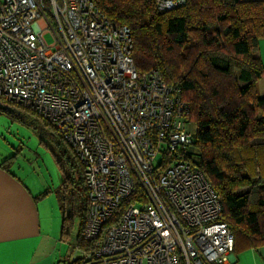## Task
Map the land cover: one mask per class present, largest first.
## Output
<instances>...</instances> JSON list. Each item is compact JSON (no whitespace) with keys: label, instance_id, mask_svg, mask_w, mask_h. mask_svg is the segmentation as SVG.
<instances>
[{"label":"built area","instance_id":"2783aa9c","mask_svg":"<svg viewBox=\"0 0 264 264\" xmlns=\"http://www.w3.org/2000/svg\"><path fill=\"white\" fill-rule=\"evenodd\" d=\"M132 48L92 0H0V98L47 122L82 167V239L99 242L78 264H229L221 197L185 156L189 105Z\"/></svg>","mask_w":264,"mask_h":264},{"label":"trees","instance_id":"16d2710c","mask_svg":"<svg viewBox=\"0 0 264 264\" xmlns=\"http://www.w3.org/2000/svg\"><path fill=\"white\" fill-rule=\"evenodd\" d=\"M92 1L111 22L130 28L138 70L157 69L167 84L180 87L189 105L187 120L196 125L185 156L220 195L234 251L264 245V97L256 90L264 76L256 55L264 37V0H186L163 12L156 0ZM60 139L76 174L64 178L61 191L77 190V246L91 249L99 241L82 239L87 213L82 167ZM63 212L66 236L71 217Z\"/></svg>","mask_w":264,"mask_h":264},{"label":"crops","instance_id":"0c3cea01","mask_svg":"<svg viewBox=\"0 0 264 264\" xmlns=\"http://www.w3.org/2000/svg\"><path fill=\"white\" fill-rule=\"evenodd\" d=\"M256 55L264 64V37L258 41ZM256 90L264 97V76L256 81ZM16 159L15 153L0 159V264H65L63 216L53 209L55 192L61 187L56 189L52 180L39 178L29 163L26 175L30 178L22 177L11 165ZM229 264H264V245L234 251Z\"/></svg>","mask_w":264,"mask_h":264},{"label":"rangeland","instance_id":"374dc122","mask_svg":"<svg viewBox=\"0 0 264 264\" xmlns=\"http://www.w3.org/2000/svg\"><path fill=\"white\" fill-rule=\"evenodd\" d=\"M44 37L48 43L53 41L49 33H46ZM187 129L195 134V123L188 122ZM66 148L59 135L43 123L38 116L0 107V159L15 153L17 159L11 165L22 177L30 178L26 175L29 170L26 163H29L39 178L52 180L56 189L58 186L61 187V182L65 177L74 176L75 179L76 174L72 175L68 164L69 155ZM55 194L57 205L53 208L54 213L59 212L61 217L65 211L71 217L68 234L61 245L63 259L69 263L80 257L83 250L77 246L79 218L75 209L78 206L79 194L76 189H73L72 194L69 190L63 192L58 189V193L55 192Z\"/></svg>","mask_w":264,"mask_h":264},{"label":"water","instance_id":"95a60500","mask_svg":"<svg viewBox=\"0 0 264 264\" xmlns=\"http://www.w3.org/2000/svg\"><path fill=\"white\" fill-rule=\"evenodd\" d=\"M0 107L8 109V110H12V111L14 110V108H12L10 105L2 103V102H0Z\"/></svg>","mask_w":264,"mask_h":264}]
</instances>
